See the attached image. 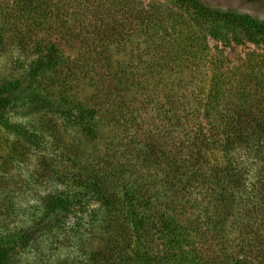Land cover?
<instances>
[{
    "label": "rangeland",
    "instance_id": "1",
    "mask_svg": "<svg viewBox=\"0 0 264 264\" xmlns=\"http://www.w3.org/2000/svg\"><path fill=\"white\" fill-rule=\"evenodd\" d=\"M196 1L264 24V0ZM38 7L44 12L19 23L20 36L0 49V84L22 81L21 94L29 91L0 120L3 264H264V186L254 180H264L263 164L252 166L241 147L225 157L215 149L221 142L196 165L187 153L198 124L210 140L217 130L223 139L235 135L241 115L264 120L255 106L263 92L252 90L255 73L264 71V35L211 32L185 0ZM10 10L0 0V12ZM28 36L56 43L61 55L35 89L28 80L38 49L21 52L15 38ZM223 84L230 91L220 90L222 113L209 116L210 90ZM73 105L96 111L85 119L91 131L78 124ZM220 163L230 179L217 171ZM239 177L243 185L235 186ZM129 190L134 201L152 199L154 211H164V195L176 213L115 214L101 201V194L122 199ZM59 196L71 202L69 211L49 210ZM162 216L188 232L164 231Z\"/></svg>",
    "mask_w": 264,
    "mask_h": 264
},
{
    "label": "trees",
    "instance_id": "2",
    "mask_svg": "<svg viewBox=\"0 0 264 264\" xmlns=\"http://www.w3.org/2000/svg\"><path fill=\"white\" fill-rule=\"evenodd\" d=\"M7 4L11 7V13L5 14V11L0 12V20L4 19L3 24L5 26H2L0 24V49H4L5 45L9 42L7 41L9 38H12V36L15 34L17 36H20V30H19V23L21 24H27L30 22V18L35 16L36 14H41L44 12V9L42 7H38V5H45L48 1L53 0H6ZM188 4H190L193 9L198 13L202 18L208 19V23L211 26V32L217 29H224L225 31H234V30H240L250 33L251 35L259 36L264 35V24L260 23L257 20H254L248 16L238 15L235 12H222L219 10H214L209 7H205L202 4H199L196 0H185ZM52 3V2H51ZM50 11V10H49ZM56 10H52V13H56ZM97 10L95 13L97 14V18L101 16V20L105 19L102 15V12ZM92 15V14H91ZM90 15V16H91ZM65 18V16H64ZM63 26L69 25L67 24V20H63ZM98 22V21H97ZM7 23V24H6ZM196 23V22H195ZM196 27V24H195ZM62 28V26H60ZM203 28V27H201ZM205 29V28H204ZM202 29V30H204ZM93 35L97 33V27L94 26V29L92 31ZM32 37V36H31ZM30 36L21 38V37H15L17 38V43L20 51H28L30 47H33L35 49H38V59L34 61L33 67H31L30 70V79L28 80L30 82V85L33 89L36 87H39L40 84L43 82V78L45 77L46 73L50 71H54L58 68L61 61V55L60 51L58 49V45L56 43H48L47 45H43L42 42H35L32 43V40ZM264 57V56H262ZM255 62V60H253ZM258 73V74H257ZM247 78H244V80L240 81L241 84L245 81ZM255 83L252 85V90L263 92L262 99L259 101L255 106L257 108H260L262 112H264V71L258 70L255 73ZM22 81H12V82H3L0 84V120H2L5 115L8 113L9 109L20 99V95H26L29 91H26L24 94H21L22 88H23ZM227 84V83H226ZM223 84L221 87L218 85H213L210 92V99L212 102H209L211 105L209 109L210 115L207 112L209 116H213L216 114L218 115L222 113V109H220L219 106H221V100L218 98L221 97L220 90L224 87L226 92L230 91V88L226 87ZM241 91H251L250 89L243 88ZM33 94V93H32ZM225 94V93H224ZM31 95V94H30ZM243 97V96H242ZM30 98V96H29ZM79 105V104H78ZM214 105V106H212ZM76 109V117L79 118L78 124H80L84 129H89L91 131L89 124L85 122V119L93 118L94 113L96 114V111L93 109H88L84 107H78L74 106ZM225 107V106H224ZM236 113H239L236 109H234ZM69 112L75 113L72 109L69 110ZM245 114V113H244ZM250 115L247 116L241 115L240 119L236 118L235 123L233 124L234 128L236 129L235 135H232L230 138H220V133L217 130V133L214 138L208 139V137L203 134L202 130L199 128V124L197 125V130L193 134L194 138L192 143V151L187 152L190 164L194 162L201 163L205 162L209 159V157L212 155V153H209L208 151H212V149H208V146H216L219 145L221 142L222 148H216L215 149H222L220 152H224L226 155L225 157H228L230 154H235V151H238V147H241L243 149L242 152H244V155L247 157H251L252 159V166H255L258 163H262L263 165L259 166L261 171V177L264 173V120L260 119L257 120L256 118H252V113H249ZM254 114V113H253ZM240 115V114H238ZM243 116L247 117L248 121L243 127L242 124L246 121H243ZM75 117V118H76ZM251 117V118H250ZM219 118V117H218ZM253 121L255 122L254 128L251 130H248L250 124L249 122ZM222 120L218 119L217 123L210 122V125L212 129L214 128H220ZM220 124V125H219ZM248 126V127H247ZM205 127V126H204ZM247 127V128H246ZM249 131V132H248ZM218 137V138H217ZM205 145L207 149H205ZM170 154H167L166 156ZM184 157V155H181ZM184 159H186L184 157ZM183 159V161H184ZM230 160V159H229ZM181 161V162H183ZM224 166L223 164H219L217 167V171L222 174L223 178L230 179L229 176L225 175L227 168H221ZM251 166V167H252ZM257 170V169H256ZM255 171V170H254ZM218 174V173H217ZM241 174V173H240ZM243 173L240 175L242 177ZM236 179L235 186H241L242 180L241 178ZM264 179V177H262ZM222 179V178H221ZM219 182H223L221 180ZM254 180H257L259 183H261V186L263 184L264 186V180H260L259 177L254 178ZM224 183V182H223ZM230 184V183H229ZM97 187V185H94L93 187ZM100 185H98V188ZM255 189V188H254ZM134 194H137L136 191L129 190L126 193V196L124 198H113L116 196L108 195L107 197L104 194L102 195L101 201L105 202L110 209L112 213L115 214H175L176 208L170 207V204H167L166 206L164 202L167 201L166 197L162 195L160 197V202L158 205H160L161 208L164 207V211H154V204L155 202L150 199L149 201H134L136 198ZM179 195V194H178ZM264 195V194H263ZM113 198V199H111ZM117 199V200H116ZM218 202H223L221 199H218ZM138 203V204H137ZM142 206H141V204ZM48 208L50 211H58V210H67L69 211L71 209V202L68 199H64L62 197H56L51 198L48 204ZM252 212V211H251ZM255 213V211H254ZM182 214V213H181ZM185 214V213H183ZM163 219V228L164 231L170 232V234H174L177 236H183L185 234L182 233V228L187 233V228H184L182 224H179V221H177L174 218H164ZM173 244V240L171 241V245ZM263 253V252H262ZM6 258V253L1 252L0 253V264H3ZM263 264V263H259Z\"/></svg>",
    "mask_w": 264,
    "mask_h": 264
}]
</instances>
